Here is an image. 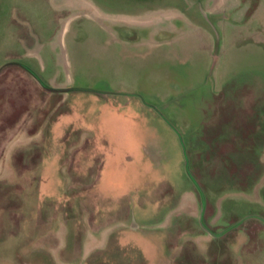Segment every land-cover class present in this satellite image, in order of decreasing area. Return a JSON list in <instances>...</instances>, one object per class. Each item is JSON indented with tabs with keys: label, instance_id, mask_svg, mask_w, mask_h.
I'll return each instance as SVG.
<instances>
[{
	"label": "rangeland",
	"instance_id": "rangeland-1",
	"mask_svg": "<svg viewBox=\"0 0 264 264\" xmlns=\"http://www.w3.org/2000/svg\"><path fill=\"white\" fill-rule=\"evenodd\" d=\"M0 68V264H264V0H0Z\"/></svg>",
	"mask_w": 264,
	"mask_h": 264
},
{
	"label": "crops",
	"instance_id": "crops-1",
	"mask_svg": "<svg viewBox=\"0 0 264 264\" xmlns=\"http://www.w3.org/2000/svg\"><path fill=\"white\" fill-rule=\"evenodd\" d=\"M257 10V9H256ZM63 12V11H62ZM59 13H61V11L60 10H58L57 9V12H56V15L54 16V20H57V23L59 24L60 22H61V18L59 19L58 18V16H57V14H59ZM103 19L105 20V22L108 24V25H112V26H114L115 24L116 25H118V24H121V25H123V24H125V25H130L129 24V22L128 21H124V22H127V23H124V22H122V23H119V18L118 17H116V16H113V15H106V16H104L103 17ZM118 20V21H117ZM127 20V19H126ZM10 25H11V23H10ZM70 27V26H69ZM110 31H112V28H110L109 29ZM257 31H259L260 33H262V30H257ZM64 33H66V28L64 27V25H62V31H61V36H63L64 35ZM10 34H13V35H15V36H12V38L15 40V41H17L20 45H23L25 48V53L23 54V55H19L18 57H16L17 58V60H15V61H11L10 63L11 64H4L1 68H4L5 66H9V65H11V66H16V67H18V68H20V69H22L26 74H28V76H30V78H32L42 89H44L45 91H47V92H50V93H64V94H68V93H72V94H74V95H76V96H84V95H86V94H88V95H90L89 97H90V99H93L94 101L95 100H98L99 98V96L97 95V93H102V92H104V91H96V90H93V89H90V88H83V87H75L74 86V84L72 83V81H69L67 84H61V83H59V82H57L56 80H57V76L56 75H52V77L49 79V80H41V76L40 75H38L39 73H37L36 71H35V69H33L32 67H29L28 66V64H26V63H23L22 62V60H23V58H32L33 56H35V57H38V58H40L38 55H37V53L35 54V53H33V49H30L29 48V45L27 44V39H24L22 36H17L14 32H11L10 31ZM120 42H124V40L123 41H120ZM64 43V42H63ZM261 44V43H260ZM257 45H259L258 43H257ZM55 47V46H54ZM61 47L64 49V45L62 44V42H61ZM45 67H46V64H44L43 65V71L45 70ZM0 68V69H1ZM39 72H42V67H41V70L39 71ZM34 76L42 83V85L44 86H41L38 82H37V80L34 78ZM50 82H54L55 84H58V85H56V86H52L51 85V83ZM74 82V81H73ZM60 84V85H59ZM60 90H63V92L62 91H60ZM105 93H106V91H105ZM76 100V99H75ZM95 104H98V103H95ZM98 105H102L103 107H105V109L106 108H108L109 109V114H113V115H120L121 113L119 112V110H118V108L117 107H115L113 104H109V103H107V102H103V103H99ZM120 109H122V108H120ZM160 125V124H159ZM161 127V126H160ZM141 129V128H140ZM137 131H138V129H136ZM201 130H203V128H201ZM204 130H205V128H204ZM159 132V128L157 129V131H156V133H155V130H154V132H153V134H148V135H145L144 137H142V139L144 140L145 139V141L146 140H150V141H161V140H164V138L163 137H165V136H163V135H161L160 133H158ZM138 136H139V134H138ZM200 136V135H199ZM176 137L178 138V135H176ZM139 138L141 139V136H139ZM198 139H199V137H198ZM142 141V140H141ZM264 146V145H263ZM262 161V160H261ZM264 164V163H263ZM189 195H190V200H195L196 199V197L197 196H194V194L193 193H189Z\"/></svg>",
	"mask_w": 264,
	"mask_h": 264
},
{
	"label": "flooded vegetation",
	"instance_id": "flooded-vegetation-1",
	"mask_svg": "<svg viewBox=\"0 0 264 264\" xmlns=\"http://www.w3.org/2000/svg\"><path fill=\"white\" fill-rule=\"evenodd\" d=\"M122 30H123V28H122ZM125 30V29H124ZM97 95L99 96L98 98L100 99V97L101 98H103V100H104V102H107V103H109V104H113L115 107L116 106H119V104H118V102L116 101V99L118 98L117 96H119V95H121V94H118L117 92H102V93H97ZM98 99V100H99ZM119 108H123V107H119ZM202 134H203V136H204V133L202 132ZM201 134V135H202ZM205 136H207V135H205ZM241 222H244V221H241ZM241 222H239V223H236V224H232V225H230L228 228H226L225 230H223L221 233H222V235H220V237H222L223 235H225L226 233H228V232H233V233H235L236 231V229L237 228H239L240 227V223ZM249 226V228L247 229H245L246 231H252V225H248ZM247 227V226H246ZM207 230V229H206ZM235 231V232H234ZM207 233L208 234H211V235H213V237H215L214 236V234H212L209 230H207ZM220 233V234H221ZM225 233V234H224ZM216 235V234H215Z\"/></svg>",
	"mask_w": 264,
	"mask_h": 264
},
{
	"label": "water",
	"instance_id": "water-1",
	"mask_svg": "<svg viewBox=\"0 0 264 264\" xmlns=\"http://www.w3.org/2000/svg\"><path fill=\"white\" fill-rule=\"evenodd\" d=\"M34 78L37 80V82L41 85V86H43L42 85V83L34 76ZM44 87V86H43ZM60 91H62L63 92V90H60Z\"/></svg>",
	"mask_w": 264,
	"mask_h": 264
}]
</instances>
